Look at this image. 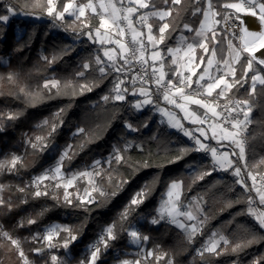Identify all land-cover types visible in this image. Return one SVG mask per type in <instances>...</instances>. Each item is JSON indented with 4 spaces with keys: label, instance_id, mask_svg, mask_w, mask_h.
I'll list each match as a JSON object with an SVG mask.
<instances>
[{
    "label": "trees",
    "instance_id": "trees-1",
    "mask_svg": "<svg viewBox=\"0 0 264 264\" xmlns=\"http://www.w3.org/2000/svg\"><path fill=\"white\" fill-rule=\"evenodd\" d=\"M61 2L62 0H58V8ZM224 2L236 0H214L217 5ZM43 3L44 0H10L11 5H18V14L10 18L8 23H0V77H5L0 80V160L3 157L11 159L15 155L22 157L23 165H17L16 174L0 173V184L8 186L2 192V197L10 199L13 205L12 211L6 214L0 210V227L14 238L20 239L31 264H53L50 259L52 255L58 256L62 261L64 258L68 260L65 264H79L86 258L83 254L85 248L100 237L103 227L118 221L120 213L129 205L135 193L145 185L151 187V195L135 211H130L124 227L138 224L141 217L147 218L139 226L140 231L149 236L147 246L153 250V257L148 264H166L169 258L173 264H252L254 259L264 257V242L254 243L237 253H233L229 245L219 256L199 254V249L214 231L234 243L244 240L249 231L264 235L253 219L243 214L247 208V193L244 188L235 182L237 179L230 172L216 171L204 180L194 182V168L206 169L212 166V161L203 157L199 151L189 152L182 159L169 163L181 149L190 148L193 144L180 133L160 123L154 115L153 107L149 106L138 112L132 108L129 96L124 102H104L102 97L111 94L119 73L109 72L101 78L99 66L94 60L101 46L84 35L87 32L83 26L85 19L74 21L67 16L64 19L65 24L81 28L80 34L69 32L72 31L71 27L70 30L67 28L69 31L62 26L56 28L57 23L43 19ZM155 3L157 8L166 7L162 0H155ZM196 6L205 7L203 0H200L199 5H194L191 0H182L179 16H176V10L173 9V16L176 18L168 19L176 25V30L170 29V35L169 32L165 33L166 39L161 44L165 55L166 49L175 46L177 37L185 31L182 27L184 23L193 29L199 28L203 17L199 13L192 14ZM6 8L5 2L0 0V14H6ZM160 23L157 21L156 27ZM18 28L22 29L20 36L17 34ZM193 34L194 32H186L187 36ZM227 41L224 33L217 31L216 41L208 44L209 48L215 47L219 62L227 58ZM202 55L206 62L209 56L202 49L197 51V61H201ZM44 56L50 59L55 56L56 60L48 64L42 59ZM168 62L169 57H166L165 63ZM85 63L90 65L87 70L83 68ZM244 64L245 58L237 66V78L246 70L242 68ZM204 66L205 63H202L197 74L204 70ZM81 71L84 72L82 77L77 75ZM8 73L18 74L13 82L6 79ZM50 77L60 81L59 94L57 88H52L49 92L42 87ZM93 83L98 86L92 87L91 91L81 92V84ZM21 88L30 95L21 93ZM233 93L235 96L245 97L241 83L235 84ZM247 99L252 107V123L246 130L247 162L255 173L264 174V89L257 85L256 92ZM61 109L64 111L57 117L56 114ZM9 114H15L17 118L8 119ZM45 121H48L47 125L44 124ZM125 122L140 130L130 132L125 127ZM145 122L147 127H141ZM53 123H59V126L49 137L48 131ZM80 128L85 132L74 134ZM37 136L45 138L46 147L40 149L38 145L37 149H33L26 143ZM126 142L143 145V150L131 147L125 153L127 163L113 162L111 168L106 167L99 179L106 195L99 197L95 203L88 204L87 210L74 206L77 199L72 200L73 206L66 205L62 191L55 194L47 190L48 196L32 199L29 195L30 188L25 193L16 190L17 186L31 185L34 177L52 164L69 145L72 158L65 159L63 163V169L67 173L89 166L97 158L107 157L115 144L122 147ZM124 180L128 183H120L117 187L116 182ZM172 181L183 182V202H188L194 196H203L207 201L204 211L209 219L203 228V235L197 234L192 242H188L182 231L174 225L161 223L154 226L148 220L156 214L160 200ZM113 191L116 192L115 196L110 195ZM25 196L28 202L21 203ZM229 201L232 202L231 207L226 206ZM28 218H35L37 222L28 225ZM21 220L25 221L24 227L17 226ZM54 223L73 229L78 238L67 250L55 241L52 243L56 247L44 248L39 255L34 253L32 249L41 247V244L34 242L32 237ZM129 239L125 231H119L118 238L110 242L107 250L102 249L97 264H115L118 259L115 252L131 248ZM158 256L160 259H157ZM0 264H20L15 248L3 238H0Z\"/></svg>",
    "mask_w": 264,
    "mask_h": 264
},
{
    "label": "snow or ice",
    "instance_id": "snow-or-ice-1",
    "mask_svg": "<svg viewBox=\"0 0 264 264\" xmlns=\"http://www.w3.org/2000/svg\"><path fill=\"white\" fill-rule=\"evenodd\" d=\"M191 2L194 5H199L200 0H191ZM162 3L166 7L157 8L155 0H152L151 3L149 0H129V6L123 9L122 12L121 8H117L115 4L111 3V0H109L108 8L105 9V5L101 0L99 7L108 12V15L111 17L113 23L122 19L127 22L126 27H128L132 32L131 43L133 44V47L127 49L131 53V57H124L122 59V63H116L114 61V57L112 55V52L115 51L114 49H105L103 51V57L107 58V62H112L110 70L116 73L127 74L131 68V59H135L140 64L148 66L143 69L142 75L141 73H135L133 78L128 81V85H130V87H121V85L125 84V80L117 79L113 84L111 94L103 96L102 100L106 103L109 101L124 102L127 99V95L131 94L133 96L138 95L143 97V99H138L132 104V108L137 111H142L146 106H156L159 112L169 117L168 123L172 128L178 129L183 133L184 136L189 137L193 141V145L190 148L181 149L175 159L169 160V163H174L176 160L182 159L184 155L189 152L204 151L210 153L212 157V166L206 169L203 167L194 168V182L197 180L202 181L205 179V177L211 176L218 170L230 172L231 175L238 178L235 182L241 185L247 193V198L245 201L247 208L244 210L243 214L250 216L256 226L262 232H264V187L255 186V176H251L253 181L252 185L247 184L245 182V177L241 176L242 168L246 167L245 164L240 163L246 159L245 142L247 138L243 134L246 132L248 125L252 123L249 118V114L252 111V107L249 105V99L245 98L232 101L230 98H228V102L231 106L222 108L221 112H217L216 107L213 106L216 104L218 98H224V94L231 90L235 84H240L241 81H250V87L247 90L250 97L256 92L257 85L264 89V69L256 70L253 68L254 62H256L258 65L264 66V56L257 57L256 55L257 52H260L262 49H264V0H236V2H224L220 5L215 4L214 0H203L205 7H194L192 14L196 15L199 13L203 17L199 28L193 29L187 23H184L182 27L186 31L194 32L195 36L200 37V39L189 43L187 37L181 34L180 39L177 42V46L175 48L168 47L166 49L167 54L172 57L171 63L173 65L177 64V58L174 54L180 52L181 50H183L185 56L191 52H194L198 48L202 49L203 53L207 54L209 57L216 56L215 47H208L210 42L216 41L217 35L216 30L208 24L210 17L212 18V23L214 25L223 26L220 31H222L225 36H230L240 41L238 45H234L232 43V39L227 41L228 47L231 50V54L233 55V63L239 64L241 62L242 54L247 55L245 57V64L242 65V68H246V70L242 72L239 78L236 77L235 68L229 64L227 60L220 61L225 64L227 71L216 76L210 75L207 69L212 68L213 60L208 58L205 62L202 55L201 62L206 63V68L204 72L197 77V81L195 82L197 83V88L190 93H186L185 89L192 88V84L194 82L191 80V76L184 77L178 71L173 70V77H177V79L169 77L164 71V63L161 57L162 50L158 47V45L164 43L166 39V32H169L170 35V29L172 31L176 30V25L172 23V20L176 18L173 16V9L175 8L176 10V16H179L180 11L182 10L180 7L182 5V0H162ZM57 4L58 0H44L43 3V10L45 14L48 17H51L54 22L64 21L66 13L74 16L76 19H79L80 17L85 16L87 9H90L92 14H95L99 17V27L95 29L96 36H99L100 29L106 27L109 23L108 19H105L104 17V12H97V7L94 6L92 0H87L86 3L76 5L73 12H69V9L73 8L74 0H62L59 8L57 7ZM136 6H138L139 9H151L150 11L142 13L137 18L141 22V26L147 27V34H145L142 30L137 31V29L133 27V20L129 19L130 15L138 11ZM17 7L18 5H8L6 8V14H0V23H7L10 19V15H17ZM217 16L220 18L216 19ZM149 17L158 18V20L161 22L158 27H156L155 32H153V25L147 22ZM245 17L253 18L254 22L258 23L260 30H251L245 20ZM168 18H172V20H169ZM122 31L123 30L121 29V32ZM84 35H86L91 42H95L93 30L90 27L89 30L84 33ZM137 37H142V39H137ZM149 47L152 50L150 53H147V49ZM125 48V45H120L121 50H124ZM149 55L150 60L148 58ZM42 59L46 63L51 64L56 60V57L53 56L50 59L49 57L44 56ZM94 60L96 65L99 66L98 70L102 74L101 78H103L109 71L104 66L106 61L102 59L100 55H96ZM89 67V63H85L83 65L85 70L89 69ZM248 70L253 72L250 77L247 75ZM194 74L195 73H193V75ZM17 75V73H8L6 79L9 82H13ZM77 75L82 77L84 76V72L81 71L77 73ZM229 75L231 76V81L226 78ZM2 79H5V77H0V80ZM137 79L139 80V86H137L136 83ZM200 81H203L204 83H199ZM59 84L60 81L55 79L45 80L42 87L47 89L49 92H51L52 88H57V94H59ZM152 84H155L156 91L161 93L163 101L167 102L168 104L175 105L177 108L182 109L186 115L194 117L195 119L192 120L193 123L199 122L201 125H203L205 121L200 119L195 111L189 112L186 105H195L206 109L207 111L205 115L210 112L213 117L220 116L223 113L224 115L222 123H227L228 127L221 128L220 139L230 141V144L226 147L231 148V155L237 158L236 161H233L230 158L229 151L218 153L217 148L210 147L203 143L199 137L194 136L188 129L184 128L180 121L176 120L173 114L169 112L167 108L159 107L157 101H154L152 98ZM95 86H98V84H81L79 87L81 92H83L85 90L91 91L92 87ZM20 92L24 93V89L21 88ZM214 93L215 96L213 95ZM24 94L26 96L30 95L29 93ZM207 98H211V101H209ZM63 111L64 110L61 109L56 114L57 117H59L60 113ZM14 118H17L15 114L8 115V119ZM59 123H62V121H59ZM59 123H53L50 125L48 131L49 137H51V135L56 131ZM44 124L47 125L48 121H45ZM125 127L130 132H138L140 130L138 127L128 122H125ZM141 127H147V122L142 124ZM197 130L200 131L202 136L207 135L203 128ZM84 132L85 130L80 128L77 130V133L74 134H82ZM212 138L216 139L215 131L212 133ZM26 143H28V145L33 149H37L38 145L40 149L47 146L45 138L40 136L35 137L34 140L29 139L26 141ZM131 147H136L138 150H143V145H134L132 142H126L123 150L119 148H115L113 150V154L110 155V157L105 161L104 165H101L100 161H94L93 165L91 166V172L89 170H84L79 173H74L72 177L69 178L63 185L65 189L63 202L68 206H73V201L68 199L67 188L71 186L72 180L75 179L76 176H89L94 174L96 177H100L102 173L98 169L103 168L104 166L111 168L113 162L116 164L127 163V157L125 153ZM70 151L71 145H69L68 149H66L61 154L54 168L47 170L41 176L35 177L31 185H25L24 187L17 186L16 190L20 193H25L30 188L31 192L29 195L31 198L38 199L42 196L49 195L48 191L46 190V185L44 186L45 190H41L42 182L44 180L55 181L54 187L60 188L64 160H71L72 158ZM21 161L22 157L15 155H13L10 160L0 161V173L16 174L18 172L17 165L20 164V166L23 167ZM5 165H7V167H5ZM144 166H147V164ZM246 175L251 174L246 173ZM262 179H264V177H262ZM120 183H128V181H117V187H119ZM6 188H8L7 185L0 184V192H3ZM92 191L97 192L100 196L106 195L102 188L95 185L94 183ZM183 191L184 189L182 181H172L168 185L164 200L162 201L156 214L150 219L149 223L154 226L160 225L162 222L174 225L177 229L182 231L185 239L188 242H192L197 234L203 235V228L209 219L208 214L204 211V205L207 203V201L203 196H194L189 202L185 203L181 200ZM110 195L115 196L116 192L113 191L110 193ZM150 195L151 187L149 185H145L139 192L135 193L129 205L126 206L124 211L120 213L118 221L113 222L104 228L97 243L89 246L88 256L85 259H82L79 264H97L102 249L107 250V248L110 246V242L118 238L119 231H125L133 244L142 245L144 242H147L149 240L148 235L143 234L140 230L131 225L125 228L124 224L128 221L130 211H135V209L143 204ZM85 196L89 198L85 200L83 198L77 197V202L74 206L87 210L88 204L96 202L95 198L90 196V193L87 189L85 190ZM53 199H56V197L53 196ZM27 202V196L21 199V203ZM226 206L231 207L232 202H227ZM12 208L13 205L11 200L0 196V210H3L6 214L7 212H11ZM36 222L37 220L35 218H28L26 221L28 225L35 224ZM118 225L119 231H117ZM17 226L24 227L25 221L21 220L18 222ZM61 232L65 233L63 237H60ZM54 237L60 238L59 246H62L65 250H67L70 244L78 238L74 230L67 226L51 225L45 229L43 236H41L40 233H36L32 237L34 242H40L41 244V247L33 248L32 251L39 255L42 253L44 248L50 249L56 247L57 245L52 243ZM0 238L8 241L10 245L15 248L20 264H30L29 258L22 247L20 239L14 238L9 232L4 231L3 229H0ZM45 241L47 242L46 244L44 243ZM221 242H223L224 247H221ZM257 242H264V235H259L256 232L249 231L244 240L234 243L229 241L222 234H218L214 231L209 236L206 244L203 246V249L199 254L201 256H204L206 253L219 256L229 245L231 246V251L233 253H237ZM148 255L151 256L153 253L149 251ZM50 259L53 264H56L57 261H59V264H65V262L56 255H52ZM157 259H160V257L158 256ZM122 264H129V262L123 261ZM135 264H140V261L136 260ZM168 264H173L171 258L168 259ZM252 264H264V257L254 259Z\"/></svg>",
    "mask_w": 264,
    "mask_h": 264
},
{
    "label": "crops",
    "instance_id": "crops-1",
    "mask_svg": "<svg viewBox=\"0 0 264 264\" xmlns=\"http://www.w3.org/2000/svg\"><path fill=\"white\" fill-rule=\"evenodd\" d=\"M86 2H87V0L86 1L74 0V6H73V8L69 9V12H73L75 10V6L76 5H79L81 3H86ZM92 2L94 4V6L97 7V12L98 13L99 12H104L105 19H108V21H109L108 25L106 27H104V28H101L99 36H96L95 29L97 27H99V17L97 15H95V14H92L90 9H87L86 12H85V16L84 17H80L79 19H90V18H93L92 20L90 19L91 21L87 20L84 23L85 24L84 27H86L87 31L89 30V27L93 30V36L95 37V43H97L99 46H101V48L99 50V55L102 57V59H104L106 61V64L104 66H106V65H110L111 66V64H112V62H107V58L106 57H103V51L105 49H114L115 51L112 52V55L114 57V61L116 63H122V59L124 57H128V50H127L128 47L125 44L124 40L125 39H129L130 42H131L132 32H131V30L128 27H126L127 22L122 20V19L117 21V22H115V23H113L111 17L108 15V12L105 11L104 9H101L99 7V4L101 3V0H92ZM102 2L105 5V9H107L108 5H109V0H102ZM111 3L115 4L117 8H121L122 12H123V9H125L126 7L129 6V0H111ZM136 7L138 8V6H136ZM150 10L151 9H139L138 8L137 12H135L134 14L129 16V19L133 20V27H135L137 29V31H141L142 30L145 34H147V27L146 26H141V22L137 18L142 13H144L146 11H150ZM38 16H40V15H38ZM66 16L72 18L74 21L78 20L74 16L69 15L68 13L65 14V17ZM35 17H37V16H35ZM157 21H159V20H158V18H155V17H149V19L147 21L148 23L153 25V32H155V30H156ZM208 24L211 27H213L212 20L208 21ZM121 29L123 30L122 32H121ZM186 32L187 31L185 30L181 34L183 36L187 37V40H188L189 43L193 42L194 40H199L200 39V37H196L195 36V33L193 35H191V36H187ZM181 34L177 37V42L179 41ZM137 39H142V37H137ZM121 44L126 46V48L124 50L120 49V45ZM176 46H177V44L175 46H173L172 48H175ZM158 47H159V49L162 50L161 44L158 45ZM198 49H196L194 52L189 53L187 56L184 55L183 50H181L178 53H175L174 55L177 58V64L176 65H173L171 63L172 57L169 56L167 53L165 55L163 53V50H162L161 51V57H162L163 63H164V71L167 73V75L169 77H172L173 79H177V77H173V70H176L179 73H181L184 77L191 76V80L195 83L197 81V77L200 74H202L204 72L205 68H206V63H205L204 70L200 74H197L198 69L202 65L201 61L200 62L197 61V51H198ZM151 50L152 49L149 47L147 49V53H150ZM147 53H146V55H147ZM166 57H169L168 64L165 63V58ZM148 58L150 59V55L148 56ZM208 58H211L213 60L212 68H208L207 69V71H208V73L210 75L216 76V75H220L221 73L227 71V68H226L224 63H222V62L218 63L219 61L217 60V56L208 57ZM226 60L229 62V64L231 63L230 60H232V54H231V50L230 49H229V52H228ZM193 73H195V74L193 75ZM226 78L230 80L231 76L229 75ZM119 79H124L125 80V84L121 85V87H125V86H129L130 87V85H128V81L131 80V78H128L126 75H124L122 73H119ZM206 79H207V77H206ZM200 82L204 83L203 81H200ZM136 83H137V86H139V83L138 82H136ZM194 83L192 84V86H194ZM233 88L231 90H229L228 92H226L224 94V96L228 95L231 91H233ZM213 95L215 96V93ZM127 96H129L131 98L132 103H134L138 99H143V97H140L138 95L137 96H133L131 94H128ZM152 98H153L154 101H157V104H158L159 107L167 108V110L173 114L175 119L180 121V123L183 125L184 128L188 129L194 136L199 137L203 143H205L206 145H208L210 147L217 148L218 153L219 152H223V151H229L230 158L233 161H236L237 158L235 156L231 155V148L226 147L227 145L230 144V141L229 140L220 139L221 128H224V127H222L220 124H218L217 121L214 118L208 119V115L211 114L210 112L207 113V115H205V113L207 111L206 109H203V108H201L199 106H195V105H186V107L188 108L189 112L195 111L197 116H199L200 119H203L205 121V123L203 125H201L199 122L193 123L192 120L195 119L194 117L186 115V113L182 109L177 108L175 105L168 104L167 102L163 101L162 97L155 96L153 94ZM147 107H149V106L144 107V109L147 108ZM150 107L154 108V115L159 120L160 123L165 124L171 130H174V131L180 133L186 140H188L190 143L193 144V141L189 137L184 136L181 131H179L178 129L172 128L169 125V123H168L169 117L167 115H164L163 113L159 112L157 110L156 106H150ZM138 112H141V111H138ZM251 114H252V111L249 114V118H251ZM200 128H203L204 132L207 134L206 136H202L200 131L197 130V129H200ZM213 131H215V133H216V139L212 138ZM199 153L203 157L208 158V159H210L212 161V157H211L210 153L204 152V151H199ZM245 157H246V159L244 161L240 162L241 164H245L246 165V167L242 168L241 176L245 177V182L246 183H248L249 185H252L253 181L251 179V176H255L257 173H255L254 171H252L248 167L246 147H245ZM217 172L224 173V171H219V170ZM246 173H250L251 175H246ZM233 177H235V176H233ZM235 178L238 179L237 177H235ZM255 186L258 187V182L257 181H255Z\"/></svg>",
    "mask_w": 264,
    "mask_h": 264
},
{
    "label": "rangeland",
    "instance_id": "rangeland-1",
    "mask_svg": "<svg viewBox=\"0 0 264 264\" xmlns=\"http://www.w3.org/2000/svg\"><path fill=\"white\" fill-rule=\"evenodd\" d=\"M2 1L4 2L5 0H2ZM5 5L8 7V5L6 4V2H5ZM230 11H234V10H230ZM41 14L44 15V17H43L44 20H49V17L46 16L47 18H45V15H46L45 12H44V13H41ZM241 15H243V14H241ZM14 16H15V15H14ZM12 17H13V16L10 15V18H12ZM90 19L92 20L93 18H90ZM90 19H85L84 22H83V26H85L84 23H85L87 20L91 21ZM216 19H217V17H216ZM9 20H10V19H9ZM210 20H212L211 17L209 18V21H210ZM52 21H53V19H52ZM8 22H9V21H8ZM8 22H7V23H8ZM53 22H54V21H53ZM63 22H64V25H62L61 23H59L58 21H56L55 23H57V25H56L55 27L58 28L59 26H62V27L66 26V27L63 28V29H66V30H67V28L69 29V27H71V26L65 24V21H63ZM75 23H76V22H75ZM219 27H220V25H214V24H213V28L216 30V32H217V31L220 32V28H219ZM71 28H72V31L70 30ZM71 28L69 29L70 31H69V30H67V31L72 32V33H75V34H80V33L82 32L81 28H78V29H76V28H74V27H71ZM17 34H18V36H20V35L22 34V29L18 28V29H17ZM232 43H233L234 45H238V44L240 43V41H239L238 39H234V40H232ZM98 55H99V54H98ZM245 57H246V54H242V56H241V60H242L243 58H245ZM230 62H231L230 64H231V65L235 68V70H236L238 64H234V63H233V55H232V60H230ZM105 67L109 70L107 73H109V72H110V73H113V71L110 70V69H111V66H110V65H106ZM253 68L256 69V70H261V69L264 68V66L258 65L256 62H254V63H253ZM247 73H248V74H253V72H252L251 70H248ZM51 79H55V80H57V79L54 78V77H50L48 80H51ZM230 80H231V78H230ZM124 145H125V143H124ZM124 145L121 147L120 145L115 144L114 147H113V150H114L115 148H119V149L123 150V149H124ZM66 149H68V148H66ZM66 149L62 150V151L59 153L58 158H56V160H55L52 164L48 165V166H47V167H46L41 173L37 174L35 177L41 176V175H43L47 170L54 168L55 165H56V163H57V161L59 160L61 154H62ZM113 150H112V152L110 153V155L113 154ZM51 154H53V151L51 152ZM110 155H108V156L105 157V158H97V159L94 160V161H100L101 165H104V164H105V161L110 157ZM7 160H10V159H8V158H6V157H3L0 161H7ZM92 165H93V163H92L91 165H89V166L84 167V168H78V169L71 170V171H69L68 173H67L66 171H64V169L62 168V179L60 180L61 187H60V188H55V187H54L55 181H52V180H44V181L42 182L41 190H45V189H44V186L46 185V186H47L46 190H49L50 192L55 193V194H59V193L62 191L63 194H64V192H65V189H64V186H63L64 183H66V181H67L69 178H71L72 175H73L74 173H79V172L84 171V170H89V171L91 172V166H92ZM5 167H7V165H5ZM106 167H107V166H104L103 168H100V169H98V170L101 171V173L103 174V172L105 171ZM252 171H253V170H252ZM101 176H102V175H101ZM101 176H100V177H101ZM35 177H34V178H35ZM100 177H96L94 174H93V175H89V176H76L75 179L72 180V184H71V186H69V187L67 188L68 199L73 200V199H77V197H80V198H83V199L87 200V199L89 198V197L85 196V190L87 189L88 192L90 193V196H91V197H94L95 200H97V199H98L99 197H101V196H100L97 192L92 191L93 183H94L95 185L99 186L100 188H102V190L106 193V190L104 189V187H103L102 184L100 183V180H99ZM258 187H264V184H262V183H258ZM165 195H166V193L164 194L163 198L160 200L159 207H160L162 201L164 200ZM0 196H2V192H0ZM189 201H190V200H189ZM189 201H188V202H189ZM186 203H187V202H186ZM159 207H158V208H159ZM146 219H147V218L141 217L140 220H139V223L133 225V227H135L136 229L140 230V226H139L140 223H143ZM150 219H151V218H149L148 220L150 221ZM162 223H163V222H162ZM51 225H60V226H64V225H62V224H60V223H54V224H51ZM51 225H49V226H51ZM49 226L45 227V228L43 229L42 232H37V233H40L41 236H43L44 233H45V229L48 228ZM105 227H106V226H105ZM105 227H103V228L101 229V231H100V235L102 234V232H103V230H104ZM0 229H1V227H0ZM217 233L220 234L219 232H217ZM64 235H65V233H63V232L60 233V237H63ZM208 238H209V237H208ZM208 238L206 239V242H207ZM98 240H99V238H98L96 241H94L93 243H91L90 245H92V244H94V243H97ZM55 241H58V242H59V241H60V238L54 237V239H53L52 242H55ZM206 242H205V244H206ZM44 243L46 244L47 242L45 241ZM205 244H204V245H205ZM222 244H223V242H221V245H222ZM90 245H89V246H90ZM129 245H130V247H131L129 250H117V251L115 252V254H116L115 256L118 258V259H116L115 264H122L123 261H128L129 264H135V261H136V260H139V261H140V264H148V261L153 257V255L149 256L148 253H149V251H151V252L153 253V250L148 248V246H147V242H144L142 245H136V244H133V243L131 242V239H129ZM204 245H203V246H204ZM89 246L86 247L85 250H84V252H83V254L86 255V257H87L88 254H89V253H88ZM203 246L199 249V252L203 249ZM51 253L55 254L54 252H51ZM68 257H69V258L71 257V255H70L69 253H68ZM29 261H30V260H29ZM63 261H64V262H67L68 260H66V259L64 258ZM30 264H31V262H30ZM166 264H168V262H167Z\"/></svg>",
    "mask_w": 264,
    "mask_h": 264
},
{
    "label": "built area",
    "instance_id": "built-area-1",
    "mask_svg": "<svg viewBox=\"0 0 264 264\" xmlns=\"http://www.w3.org/2000/svg\"><path fill=\"white\" fill-rule=\"evenodd\" d=\"M4 2H6V4L7 5H10V0H5ZM43 17H44V15H42ZM47 15H45V18H47L46 17ZM49 20H52V18L51 17H49ZM59 23H61L62 25H64V22L63 21H58ZM64 27H66V26H64ZM223 26L222 25H220V28H222ZM227 37V39L229 40V39H232V40H234V39H236V38H232V37H230V36H226ZM124 42H125V44L127 45V47H128V49H130V48H132L133 47V44L130 42V40L129 39H125L124 40ZM247 55V54H246ZM128 57H131V53L128 51ZM150 60V59H149ZM151 62V61H150ZM130 63H131V68H130V70L127 72V74H124V73H122V74H124V75H126L128 78H133V76L135 75V73H141V75L143 74V69L144 68H146V67H148L147 65H142V64H140L139 62H137L135 59H131V61H130ZM114 72V71H113ZM247 75H248V77H250L252 74H248L247 73ZM136 82H138L139 83V80L137 79V81ZM199 83H202V82H199ZM241 85H242V88L244 89V95H245V97L244 98H241V97H238V96H235L234 95V93H233V91H231L228 95H226V96H224V98H218L217 99V102H216V104H214V106L216 107V110H217V112H221V109L222 108H225V107H230L231 105L229 104V102H228V98H230L232 101H235V100H237V99H245V98H248L249 97V93H248V89H249V87H250V81L249 82H245V81H241ZM152 89H153V94L155 95V96H160V97H162V95H161V93L160 92H158V91H156V86H155V84H152ZM197 88V83H194V86H192V88H187L186 90H185V92L186 93H190V92H192L194 89H196ZM209 101H211V98H207ZM179 102V101H178ZM223 113L220 115V116H217V117H213L211 114H209L208 115V119H211V118H214L216 121H217V123L218 124H220L222 127H224V128H227L228 127V124L227 123H222V121H223ZM233 115H234V113H233ZM246 138H247V131L243 134ZM247 146H248V139H246V142H245V147L247 148ZM247 164H248V162H247ZM248 167H249V165H248ZM250 169V168H249ZM255 177H256V181L258 182V183H262V184H264V179H262V177H264V174H256L255 175Z\"/></svg>",
    "mask_w": 264,
    "mask_h": 264
},
{
    "label": "bare ground",
    "instance_id": "bare-ground-1",
    "mask_svg": "<svg viewBox=\"0 0 264 264\" xmlns=\"http://www.w3.org/2000/svg\"><path fill=\"white\" fill-rule=\"evenodd\" d=\"M248 25H249L251 30H255V31H259L260 30V27H259L258 23H256V22H252V23H250ZM263 50L264 49H262L261 51H263ZM261 51L256 53L257 57H262V55L260 54Z\"/></svg>",
    "mask_w": 264,
    "mask_h": 264
},
{
    "label": "water",
    "instance_id": "water-1",
    "mask_svg": "<svg viewBox=\"0 0 264 264\" xmlns=\"http://www.w3.org/2000/svg\"><path fill=\"white\" fill-rule=\"evenodd\" d=\"M245 20H246V22H247L248 24L254 22L253 18H251V17H245ZM260 54H261L262 56H264V50L261 51Z\"/></svg>",
    "mask_w": 264,
    "mask_h": 264
}]
</instances>
